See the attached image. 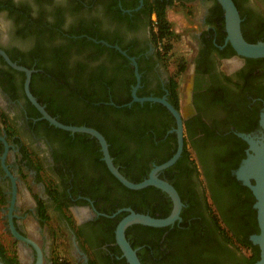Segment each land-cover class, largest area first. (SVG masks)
<instances>
[{"label": "flooded vegetation", "instance_id": "obj_1", "mask_svg": "<svg viewBox=\"0 0 264 264\" xmlns=\"http://www.w3.org/2000/svg\"><path fill=\"white\" fill-rule=\"evenodd\" d=\"M236 2L243 34L256 32L264 0ZM176 4L194 5L198 15L188 11L200 29L188 40L185 108L178 86V106L174 101L178 80L156 40L157 10L168 13ZM1 50L30 70V91L47 112L105 136L114 165L132 182L149 178L179 145L169 107L134 94L166 98L180 110L184 149L158 177L179 192L181 219L166 227H128L142 264H234L250 255L233 237L252 241L258 231L239 214L246 192L229 180L248 187L236 175L244 158L237 167L231 160L238 151L247 156L250 143L241 133L263 132L264 57L236 52L218 0H0V206L7 228L12 207L19 232L40 245L43 264H57V248L72 264H129L116 224L131 210L167 217L172 198L155 185L127 187L110 170L96 136L46 119L27 94V71ZM50 218L58 230L48 226ZM16 244L21 264L37 263L31 244Z\"/></svg>", "mask_w": 264, "mask_h": 264}, {"label": "water", "instance_id": "obj_2", "mask_svg": "<svg viewBox=\"0 0 264 264\" xmlns=\"http://www.w3.org/2000/svg\"><path fill=\"white\" fill-rule=\"evenodd\" d=\"M225 11V26L227 31V40L234 47L236 52L242 56L249 58H263L264 57V40H259L258 42L248 41L242 30V17L238 6L234 0H218ZM6 59L15 67L24 69L27 71V81H26V91L32 102L39 108L43 116L48 119L55 126L62 128L64 130H69L71 132H87L93 136H96L102 146V151L107 164L112 171V173L119 178L127 187L132 189H141L149 185H155L163 190H165L173 200V209L169 216L158 218L148 214L138 213L131 210L130 214L123 217L117 224L116 227V240L119 244L123 256L126 258L129 264H142L137 249L133 247L131 242L127 237V229L133 224H142L151 227H166L173 224L176 220L181 219V211L183 208V201L177 189L169 182L162 180L158 177V172L171 164H173L177 158L181 155L184 149L185 143V133H184V120L179 109L172 105L166 98L158 97H138L134 94L135 100H152L160 101L167 105L172 113L175 115L177 120L176 131L178 133L179 145L175 155L167 162L156 166L149 178L142 182L135 183L128 180L118 168L114 165L109 144L105 136L95 128L87 126H75L65 124L59 121L56 117L52 116L47 110L38 102L36 97L32 94L29 88L31 72L30 70L17 66L13 63L8 55L1 50ZM260 124L263 132L260 136H251L249 134L241 133L249 143L250 147L247 156L242 160L240 166L236 170V175L238 179L242 180L245 185H247L253 192L255 196L254 207L257 210V218L260 227V232L252 236V241L254 244L258 245L260 248V258L255 262V264H264V109L261 112ZM3 139V137H1ZM16 187L14 186V192ZM12 211V207H11ZM10 211L9 218V230L12 235L19 240H23L31 244L38 252V261L36 264H43V252L40 245L33 239L26 237L21 234L17 229L15 222L13 220L12 212ZM0 264H6L0 258Z\"/></svg>", "mask_w": 264, "mask_h": 264}, {"label": "rangeland", "instance_id": "obj_3", "mask_svg": "<svg viewBox=\"0 0 264 264\" xmlns=\"http://www.w3.org/2000/svg\"><path fill=\"white\" fill-rule=\"evenodd\" d=\"M189 7L194 9L193 4H190L189 6H187V8H183L179 4H176L175 8L167 13L168 19L171 22L173 34L159 41L161 47H164L165 45H171L169 52L166 54V61L169 66L170 72L175 74L177 77L179 96L184 108L188 106L189 81L188 77L183 74L184 71L179 72V69L180 65H182L183 63L187 65L186 58L188 57L191 45L188 40L191 38L192 34L195 31L200 30L198 22L193 18L194 14L192 13L191 15H189ZM194 11L195 14L198 15V10L194 9ZM190 26L195 28L197 27V29H190ZM49 225L55 227L58 230V222L56 218H50L48 221V226ZM58 232V239L64 240L65 237L63 236V234L60 231ZM0 237L2 238V241L10 254L18 253V245L16 244V239L7 228L6 220L4 219V212L1 210V206ZM56 254H63L69 261H73V258L63 250L57 248Z\"/></svg>", "mask_w": 264, "mask_h": 264}, {"label": "trees", "instance_id": "obj_4", "mask_svg": "<svg viewBox=\"0 0 264 264\" xmlns=\"http://www.w3.org/2000/svg\"><path fill=\"white\" fill-rule=\"evenodd\" d=\"M236 2V0H234ZM237 3V2H236ZM158 13V26L159 29H157L156 32V40L157 42L160 44L159 41H161L163 38L171 36L173 34L172 31V26H171V22L168 19L167 16V12L166 10L163 9H159L157 10ZM222 21H224V19H222ZM242 30L244 31V21L242 22ZM245 38L250 41V42H258L259 40H264V19L259 22L257 31L251 34H244ZM163 50H165V54H167L171 48V45H165ZM186 68V64L183 63L182 65H180V69L179 72L184 71V69ZM177 86H178V82L175 81L173 84V96H174V101L176 103V105L178 106V95H177ZM50 108V107H49ZM53 115H54V111L50 108L49 110ZM60 121L70 124L68 121H66L64 118H58ZM250 129V128H249ZM247 129V130H249ZM185 149H186V153L190 156L192 154V151L188 150L186 148L185 145ZM245 153H241V151L237 152L234 156L232 161L233 166L237 167L239 165V163L241 162L242 158H245ZM227 163L230 167L231 163L229 158L227 159ZM229 177V176H228ZM230 183L235 187L238 188V192L239 191H243L246 192V197L244 200H242L241 203V209H239V214L240 216H248L252 222V230H257L258 233L260 232L259 227L257 225V210L255 208H253V203L255 202V197L252 194L251 190L242 185L240 181H237L235 178L230 177ZM238 192H237V196H238ZM239 197V196H238ZM217 214H215L216 216ZM122 216H120L119 218H121ZM118 218V221L120 220ZM117 226V224H116ZM221 225L219 224L220 228ZM157 228H153V230H155ZM149 230V229H148ZM228 233V232H227ZM236 238V240L242 244L243 246H245L248 250H250V255L249 256H245L244 259L242 260V262H235L234 264H255V262L260 258V248L258 245H255L250 239L248 238H240L239 236L233 237ZM133 247H136V243L132 244ZM240 248V247H239ZM0 258L6 263V264H21L20 260L17 256L16 253L14 254H10L6 248V246L4 245L2 238L0 237Z\"/></svg>", "mask_w": 264, "mask_h": 264}, {"label": "built area", "instance_id": "obj_5", "mask_svg": "<svg viewBox=\"0 0 264 264\" xmlns=\"http://www.w3.org/2000/svg\"><path fill=\"white\" fill-rule=\"evenodd\" d=\"M57 264H72L63 254L56 256Z\"/></svg>", "mask_w": 264, "mask_h": 264}]
</instances>
